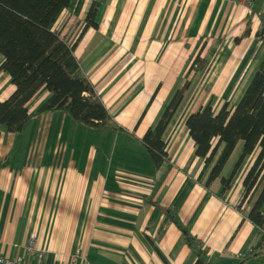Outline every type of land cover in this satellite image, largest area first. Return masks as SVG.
Listing matches in <instances>:
<instances>
[{"label":"crops","instance_id":"1","mask_svg":"<svg viewBox=\"0 0 264 264\" xmlns=\"http://www.w3.org/2000/svg\"><path fill=\"white\" fill-rule=\"evenodd\" d=\"M93 1L97 28L82 32ZM250 2L251 11L244 0L71 1L55 26L69 43L80 36L75 55L110 119L105 128H91L60 111L35 115L50 96L42 89L28 103L34 116L23 130L8 132L0 124L4 255L24 256L36 230L41 264H70L74 255L71 264H195L169 213L201 242L209 263L264 264L262 233L247 218L249 206L236 208L256 153L223 189L220 178L230 177L241 152L235 148L206 187L211 166L199 177L204 162L185 127L206 102L204 83L217 110L224 102L235 105L264 60V0ZM198 53L206 65L195 72L190 67ZM3 59L0 53V64ZM190 79L164 133L167 157L155 165L140 139L174 89ZM14 90L0 70V101Z\"/></svg>","mask_w":264,"mask_h":264},{"label":"trees","instance_id":"2","mask_svg":"<svg viewBox=\"0 0 264 264\" xmlns=\"http://www.w3.org/2000/svg\"><path fill=\"white\" fill-rule=\"evenodd\" d=\"M71 1L0 0V53L4 57L0 70L9 74L15 87L7 99L0 101V124L8 132L23 130L34 116L28 113V103L42 89L49 91L50 96L35 115L60 111L87 127H107L110 114L75 55L80 36L69 43L55 26ZM97 5L93 1L88 8L82 32L89 27L97 28ZM205 65L206 58L198 53L190 70L197 72ZM191 81L185 80L174 89L156 123L140 139L155 165L167 157L164 133ZM158 88L152 93L140 119ZM185 127L193 142L195 156L204 162L199 177L211 166L204 182L206 187L221 176L238 143H241V152L230 177L220 178L223 189L229 187L231 177L244 158L256 153L242 180L243 190L236 208L240 211L243 206H249L247 218L259 228L260 240L264 243V60L235 105L224 102L214 111L211 102H207L186 117ZM166 219H171L181 231L187 246L197 257L195 264H211L201 242L172 214L168 213Z\"/></svg>","mask_w":264,"mask_h":264},{"label":"built area","instance_id":"3","mask_svg":"<svg viewBox=\"0 0 264 264\" xmlns=\"http://www.w3.org/2000/svg\"><path fill=\"white\" fill-rule=\"evenodd\" d=\"M244 3L246 6H248L249 11L252 10V3L250 0H244ZM24 256H17L14 258H10L6 255H4L1 252L0 249V264H31L27 257L34 258L36 261V264H41L43 260L44 250L39 245V239H38V232L36 230H32L27 244L24 249ZM241 256V254H238ZM77 259V255H74L70 257L69 263H75ZM53 264H64L63 262H55ZM83 264H92L86 261V259H83Z\"/></svg>","mask_w":264,"mask_h":264},{"label":"rangeland","instance_id":"4","mask_svg":"<svg viewBox=\"0 0 264 264\" xmlns=\"http://www.w3.org/2000/svg\"><path fill=\"white\" fill-rule=\"evenodd\" d=\"M204 79V77L201 79V80H203ZM203 89L205 90L204 91V96H208L207 97V99H206V102L203 104V105H205L207 102H211V104H212V108H213V110L215 111V110H217V106H218V102L217 103H215V100L213 101V97L212 96H210V95H208V90H207V86H206V83H204V85H203ZM202 102V101H201ZM203 105H200V106H203ZM199 106V107H200ZM241 147V143H238V146H236V148H240Z\"/></svg>","mask_w":264,"mask_h":264}]
</instances>
